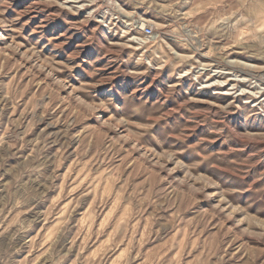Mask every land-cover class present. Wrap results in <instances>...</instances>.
<instances>
[{"label":"rangeland","instance_id":"374dc122","mask_svg":"<svg viewBox=\"0 0 264 264\" xmlns=\"http://www.w3.org/2000/svg\"><path fill=\"white\" fill-rule=\"evenodd\" d=\"M0 264H264V0H0Z\"/></svg>","mask_w":264,"mask_h":264},{"label":"built area","instance_id":"2783aa9c","mask_svg":"<svg viewBox=\"0 0 264 264\" xmlns=\"http://www.w3.org/2000/svg\"><path fill=\"white\" fill-rule=\"evenodd\" d=\"M142 33H143V35L150 37L153 34V28L150 26H145L142 29Z\"/></svg>","mask_w":264,"mask_h":264},{"label":"bare ground","instance_id":"6f19581e","mask_svg":"<svg viewBox=\"0 0 264 264\" xmlns=\"http://www.w3.org/2000/svg\"><path fill=\"white\" fill-rule=\"evenodd\" d=\"M142 27H143V25H140V26H139V29H142Z\"/></svg>","mask_w":264,"mask_h":264}]
</instances>
